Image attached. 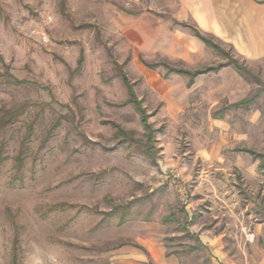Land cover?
<instances>
[{
    "label": "rangeland",
    "instance_id": "obj_1",
    "mask_svg": "<svg viewBox=\"0 0 264 264\" xmlns=\"http://www.w3.org/2000/svg\"><path fill=\"white\" fill-rule=\"evenodd\" d=\"M174 10L175 0H0V118L16 110L0 127V264H208L220 249L249 256L252 227L264 223V162L247 152L264 155V87L234 108L257 84L231 66L190 86L164 76L162 63L225 60ZM34 27L47 43L29 34ZM221 46L264 83V59ZM113 61L151 113L153 161L120 143L117 126L144 139L134 107L116 105L126 89Z\"/></svg>",
    "mask_w": 264,
    "mask_h": 264
},
{
    "label": "crops",
    "instance_id": "obj_2",
    "mask_svg": "<svg viewBox=\"0 0 264 264\" xmlns=\"http://www.w3.org/2000/svg\"><path fill=\"white\" fill-rule=\"evenodd\" d=\"M174 17L178 22H192L201 34L230 47L236 57L264 59V0H175ZM250 234L256 241L250 244L249 256L232 259L220 249L217 261L211 259L208 264H264V223H255ZM180 260L178 264L188 263Z\"/></svg>",
    "mask_w": 264,
    "mask_h": 264
},
{
    "label": "trees",
    "instance_id": "obj_3",
    "mask_svg": "<svg viewBox=\"0 0 264 264\" xmlns=\"http://www.w3.org/2000/svg\"><path fill=\"white\" fill-rule=\"evenodd\" d=\"M178 24L187 27L191 30V33L193 36H195L197 39H199L206 47L211 49L216 54L222 56L225 58L224 61L215 63L213 65H206L202 66L200 68L195 69H186V68H176L169 66L166 63H162L161 65L165 68L164 76H167L171 73L183 75L187 78V86H190L193 84L194 79L201 74L206 73H217L220 69L231 66L236 73L241 77V79L247 83L254 82L257 84V88L254 90V92L246 97H243L242 99L232 102L229 104V106L238 108L241 106H246L250 101L255 99V97L262 91L264 87V83L256 76L254 75L247 67L239 63L234 57L230 55V52L224 49L220 44L214 42L211 37L201 34L196 28L193 26H190L189 24L185 22H178ZM82 60V53L80 52V56L77 62V67L81 65ZM144 66L149 69L156 68V64L152 63H146L143 62ZM113 65L115 68L116 75L121 80L122 84L124 85L126 89V98L122 103L116 104L117 106L125 105V104H131L135 111L137 112L139 116V121L143 129V140H135L130 133H126L124 130L119 128L117 126V134L120 136V143L126 144L130 151L133 153H137L140 155H144L151 159L152 161L155 160L156 156V149L153 145L155 138H154V130L151 128L150 123L148 121L149 117L151 116V113H147L144 106L142 105V99L138 98L135 90H134V83L129 80V78L126 75V72L123 69V64L119 63L117 61H113ZM9 77H12V80H9L12 84L21 83V80H17L10 74H8ZM16 116V110H9L5 111V115L3 118H0V127H4L6 125H9L12 123L13 119ZM136 141V142H135ZM137 143V144H133ZM248 153L252 155L254 159H259L260 164L264 162V155L260 153H256L250 150H247ZM129 203L125 205H117L113 209H122L124 212L129 208Z\"/></svg>",
    "mask_w": 264,
    "mask_h": 264
},
{
    "label": "built area",
    "instance_id": "obj_4",
    "mask_svg": "<svg viewBox=\"0 0 264 264\" xmlns=\"http://www.w3.org/2000/svg\"><path fill=\"white\" fill-rule=\"evenodd\" d=\"M51 20H52L51 16H49V15L44 17L45 23H49V22H51ZM29 34L33 37L38 38V40H40L43 43H47L49 40L47 33L45 32L44 28H39V27L31 28L29 31Z\"/></svg>",
    "mask_w": 264,
    "mask_h": 264
}]
</instances>
